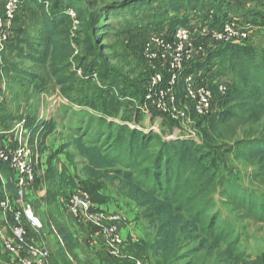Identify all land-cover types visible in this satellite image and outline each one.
Instances as JSON below:
<instances>
[{"label": "rangeland", "instance_id": "rangeland-1", "mask_svg": "<svg viewBox=\"0 0 264 264\" xmlns=\"http://www.w3.org/2000/svg\"><path fill=\"white\" fill-rule=\"evenodd\" d=\"M21 2L11 43L3 55L7 91L0 107V119L4 120H0V141L2 146L14 145L23 132L31 148L35 144L42 155L48 148L53 147V151L59 145L57 154L61 149L68 150L66 153L61 150L68 160L61 173L51 163L53 153L45 156V162L36 168V183L29 193L35 215L43 224L41 239L50 250L52 262L133 264L130 258L109 256L102 244L96 248L95 241L85 235L97 230L77 223L66 210L65 199L75 190L88 192L95 204L104 203L108 192L125 195V190L116 187L114 182L89 177L83 158L74 147L78 136L85 142L95 139L96 130L105 119L143 131L154 122L160 133H153L164 140L173 135L172 140L196 143L204 166L213 173V187L197 204L198 209L203 207L205 218L202 220L206 225L191 231L190 238L180 234L178 251L169 264H242L263 255L264 152L249 153L241 145L243 141L264 143V101L240 90L251 80H244L250 64L232 61L224 52L225 47L218 48L206 62L207 70L217 66L219 74H227L229 69L236 91L245 95L238 100L229 98L223 110L229 111L226 119L201 118L190 113L189 120L176 121L156 111H150L148 117L142 112V91L153 70L143 60L141 46L150 33H164L168 26L174 27L173 22L184 17V10L177 11L169 0H76L82 14L70 16L72 21L63 26L64 43L71 45V49L64 53L62 61L43 64L38 61L45 37L42 13L35 0ZM234 3L235 8L224 6V9L230 8L231 17H243L256 28L244 47L246 57L261 63L264 0H235ZM52 4L53 0L46 3L48 11ZM90 48L96 49V55H90ZM54 66L63 68L65 73L82 69L85 79L75 76L72 83L61 86L52 74ZM59 97L68 102H59ZM20 123L22 126L18 127ZM65 141L66 145L62 143ZM154 150L152 144L148 152ZM3 177L14 194L12 174L6 167ZM186 217L191 219L187 214ZM150 223L153 235V228L159 227L160 222L151 219ZM71 230L80 233L74 239L77 248L73 253H64L61 249L64 234L73 235ZM216 236L221 243L218 248H212ZM139 243L143 244L141 238ZM130 248L127 250L132 258L146 264H162L153 252L143 251L145 260ZM229 251L236 258L226 253ZM0 263H11L2 252L1 244Z\"/></svg>", "mask_w": 264, "mask_h": 264}, {"label": "trees", "instance_id": "trees-1", "mask_svg": "<svg viewBox=\"0 0 264 264\" xmlns=\"http://www.w3.org/2000/svg\"><path fill=\"white\" fill-rule=\"evenodd\" d=\"M47 2L48 0H35V4L42 13L45 29V37L41 45L43 51H40L38 61L43 64L53 61L54 64L56 61H62L64 53L71 49V45L65 44L63 39V26L72 21L68 11L73 10L77 15H81L82 10L76 7V0H53L51 11H48ZM169 2L177 11L185 12L180 21L173 22L176 24L174 27H167L168 32H172L179 26L186 27L196 19H207L211 9L215 12L214 22L211 24L213 27L220 28L226 21L235 18L219 14L222 9L225 10L224 6H233L235 0H187V3H184V0H169ZM62 7H64L63 11ZM240 19L245 20L243 17ZM245 44L243 42L217 46L203 61L197 62L192 71H214L216 76L223 75L218 73L217 66L209 70L205 66L218 48L225 47L224 52L232 61L241 60L250 64L246 73L247 78L244 80L248 78L251 80L240 90L249 97H261L264 101V59L261 63L251 61L249 57H246ZM88 52L90 55H96L95 48H90ZM64 71L60 67L52 68V74L61 86L72 83L77 76L76 72L65 73ZM230 73L227 69L226 75L230 77ZM148 80L149 77L144 83L142 102ZM230 81L231 90L225 97L219 98L218 112L209 118L218 116L226 119L229 111L223 110L229 98L238 100L245 96L244 93L240 94V90L236 91V83L232 77ZM115 123L117 121L110 119L102 121L101 126L96 130L97 137L90 142H85L81 136L77 137L75 146L79 155L85 160V173L96 180L119 183L122 189L129 192L131 199L139 207L146 209L148 219H157L160 222L151 250L162 264H169L178 251L180 234L190 238L191 231H197L199 226L206 225V222L202 220L205 218V215L202 217L203 207L198 209L197 206L198 201L202 200L205 193L213 187V173L210 168L204 166V158L196 143L184 139L168 141L148 129L147 131L135 130L127 125ZM152 144L155 145V150L149 153ZM241 145L249 153L264 152L263 142L243 141ZM5 167L10 171L8 165L0 162V170H4ZM186 214L191 219H187ZM64 241L67 251L72 253L75 250L72 238L65 235ZM220 243V237L216 236L212 248H218ZM141 244L131 242L129 247ZM226 253L232 256L231 251ZM232 257L236 258V255ZM242 264H264V254L249 261H242Z\"/></svg>", "mask_w": 264, "mask_h": 264}, {"label": "built area", "instance_id": "built-area-1", "mask_svg": "<svg viewBox=\"0 0 264 264\" xmlns=\"http://www.w3.org/2000/svg\"><path fill=\"white\" fill-rule=\"evenodd\" d=\"M21 9V0H0V105L4 104L7 91L3 55L11 43ZM68 13L76 17L75 11ZM214 14L211 9L205 20L196 19L172 32H152L144 41L141 56L153 70L146 85L142 109L148 117L150 111H156L176 121H187L190 113L209 118L218 112L219 98L231 90L230 77L226 74L216 76L214 71L193 72V67L219 45L246 42L255 28L240 18L226 21L220 28L213 27ZM76 74L81 78L85 76L82 69L76 70ZM60 101L68 102L59 97ZM148 130L160 133L155 124ZM27 138L22 132L14 145L0 147V162L10 168L15 191L13 196L6 186L0 185V218L8 220L10 232V236L3 239L2 248L8 256L15 258L16 264H54L47 244L42 239L36 240L41 237L43 224L35 215L29 193L36 183L39 157ZM166 139L172 140L174 136ZM65 202L69 216L77 223L97 230L109 256L130 258L133 264H146L129 255L130 243H139L140 238L124 237L122 227L129 222L125 214L99 208L90 194L80 189L69 195Z\"/></svg>", "mask_w": 264, "mask_h": 264}, {"label": "crops", "instance_id": "crops-1", "mask_svg": "<svg viewBox=\"0 0 264 264\" xmlns=\"http://www.w3.org/2000/svg\"><path fill=\"white\" fill-rule=\"evenodd\" d=\"M237 6H239V5H237ZM230 8H235V6L233 5ZM228 10L225 11V10L222 9L219 14L223 15V16H226V17H229V16H231V13L228 12ZM42 117H43V115H40V118H42ZM0 120H1V122H4L3 119H0ZM9 133H11V132H9ZM1 135H2V133L0 134V140H2L1 139ZM62 143L64 145H66L68 142L66 143V141H65V142H62ZM0 145H1V141H0ZM74 147L76 149V146H74ZM51 148H53V147H50V149L48 148L45 151V154L42 155L40 153V151L38 150V146H36L35 144H34V147L32 146V149H33L34 153L38 152L37 154H38V157H39L38 161H37L36 168L40 164H43L45 162L44 161V158H46L45 156L47 154L49 156L50 153L52 152L53 155H50L51 163L59 171V173H61L63 171L62 168H63L64 163L67 164V162H68V160L66 159V155L62 154V152H61L62 149L58 152V154L56 153L57 152L56 150H58V148H60V145H59V147H56L53 151H51ZM63 149H65V147H63ZM48 150H49V152H48ZM62 151L64 153H66L68 150L65 149V150H62ZM76 151H77V149H76ZM77 153H78V151H77ZM83 161L85 163L84 159H83ZM3 173H4V170H0V185H4L8 189L9 188V183L4 179ZM114 183L117 184L116 187L121 188L119 183H117V182H114ZM12 185H13V182H12ZM8 191L11 192L10 189H8ZM11 195L14 196V194H11ZM106 197H107V199H106V201L104 203L95 204V205L98 206L99 208L103 209V210H107L109 212H115V213H122V214H125L128 217L129 222L122 227L123 235H124L125 238H130L131 236H135V237H139V238H141L143 240V244L142 245H133V246H131L130 250H132V252H134L138 257H141V258L147 260V257L143 253V251L148 250V251L152 252L151 246H152V244H153V242H154V240L156 238V230H157L158 226L156 225V227L153 228L154 229V232H153L154 234L152 235L151 232H150V229H149V227L151 225V223H150L151 219H148L146 217V209L139 207L137 205V203L131 199V197L129 195V192L127 190H125V195L122 194V193H114L112 191V192H108L106 194ZM71 231H73L74 234L73 235L67 234V235L72 238V241H73V244L75 245V250H76V248H77L76 247V241L74 239L77 236H80V233L76 232V230H71ZM64 235H66V234H64ZM9 236H10L9 222H8V220L5 217H1L0 218V240H1L0 244H1V248H2L3 239L8 238ZM85 236H88V238H89L88 240H91V241L93 240V243L95 241L94 245H96V248H99V245L101 244L99 233L95 232V233L89 234L87 232V234ZM40 239H41V237L40 238L37 237L36 240H40ZM61 249L64 251V253H66V252L69 253L67 251V249H66L64 239H63V243H62V248ZM2 252L5 253L3 248H2ZM8 257H9V261L11 262L10 264H16L15 263V258H12L10 256H8ZM0 264H3V263H0ZM5 264H7V263H5ZM103 264H108V263L104 261Z\"/></svg>", "mask_w": 264, "mask_h": 264}]
</instances>
